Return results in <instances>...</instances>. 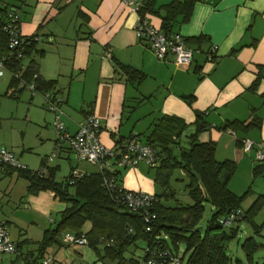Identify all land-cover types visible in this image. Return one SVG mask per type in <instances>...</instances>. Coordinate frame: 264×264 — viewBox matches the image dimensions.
<instances>
[{
	"label": "crops",
	"instance_id": "0c3cea01",
	"mask_svg": "<svg viewBox=\"0 0 264 264\" xmlns=\"http://www.w3.org/2000/svg\"><path fill=\"white\" fill-rule=\"evenodd\" d=\"M171 1L154 0L155 9ZM17 3L0 0V18L4 20L9 11L18 9L20 35L37 39L22 58L20 72L31 66L40 80L54 82L55 88L49 92L61 100L60 121L66 133L74 134L88 115H94L102 124L100 142L116 149V141L143 132L140 125L143 119L152 118L151 125L157 117L169 115L190 125L195 121L194 111H198L204 114L207 124L198 141L214 144L217 161L232 160L239 153L237 167L240 164L245 183L256 178L252 174L257 164L254 150L243 153L238 151L236 143L250 139L256 147L264 148V0H194L188 19L181 21L178 17L172 27V32L188 40V46L195 50L186 69L177 67L170 56L165 61L156 59L136 36V14L120 0H19ZM146 17L153 27H161L159 17ZM211 47L215 50L213 59L208 61L206 55ZM119 64L141 71L145 78L139 83L129 82ZM6 70L4 74L9 78L4 82L0 79V88L7 87L4 96L19 100L26 90L23 80L11 85L13 73ZM258 77L256 88L251 90ZM29 97L34 100L25 104L22 113H10L21 140L7 148L8 140L0 134V146L10 150L30 171L56 169L54 179L58 183L67 180L73 171L98 173L99 166L82 167L86 162L79 161L66 142H60L59 149H55L58 137L53 126L54 113L45 110L40 95L30 93ZM184 97L192 98L191 107ZM232 121L251 123V126L247 132L220 129ZM42 125L45 130L35 146L28 136L32 127ZM62 169L65 179L59 181L56 175ZM4 174L0 170V176ZM263 176L264 173L258 177ZM248 189L251 192V187ZM26 200L24 209L32 207L42 216L50 215L54 208L61 210L49 192L28 195ZM55 222L53 219L40 225L32 222L38 232L36 243ZM262 224L260 235L264 236ZM23 234L20 232L19 236ZM30 236L26 233L20 242L10 240L27 245ZM68 246L61 248L70 261L59 256L61 249L57 246L58 250L48 248L44 258H51L49 264L57 262L55 259L58 264H87L84 255L73 249L82 258L76 261ZM18 250L19 259H11L9 264L14 261L24 264L25 257L35 255L31 251L22 253L20 245Z\"/></svg>",
	"mask_w": 264,
	"mask_h": 264
},
{
	"label": "trees",
	"instance_id": "16d2710c",
	"mask_svg": "<svg viewBox=\"0 0 264 264\" xmlns=\"http://www.w3.org/2000/svg\"><path fill=\"white\" fill-rule=\"evenodd\" d=\"M193 4L194 0H173L169 4L155 9L154 0H144L138 13L141 17L147 15L159 17L161 20L159 29L173 33V23L177 22L178 17H181V21H186L190 16ZM162 11L164 15L160 14ZM5 19L0 18V60L6 57L7 69L16 74L20 72L22 59H15V56L7 57L9 54L8 36L2 31ZM34 43L32 42L24 50V55L29 53ZM118 66L131 83H139L145 78V75L139 70L122 64ZM34 74L38 75L29 66L25 68L19 78H15L13 75L11 85L15 86L19 80L31 82ZM34 82L39 93L49 92L55 88L53 81L45 82L40 80L39 76ZM258 82L259 77L252 83L251 90L256 88ZM183 100L189 107L192 106L191 97H184ZM194 113L195 121L190 124L194 130L186 135L187 147H180L179 140L190 125L178 117L169 115L157 117L147 132L116 141L115 152L120 151L131 138H137L143 144L150 146L158 158L156 164L151 167L156 168L157 177L162 180L165 186L173 169H181L188 178L186 189L193 203L176 202L174 206H166L161 203V197H172L171 193L153 195V204L149 208V214L152 216L150 224L144 221L142 214L130 213L116 205L114 197L109 195L102 186L103 178L112 174L116 184L118 183L117 187H122L119 183L120 171L118 169L109 171L103 168L98 173L86 174L74 182L70 181L69 176L61 183L54 179L56 170L54 168H48L41 174L39 170L30 171L27 168L26 170L2 169L8 175L17 173V176L26 179L28 195L49 192L58 202L65 204L60 220L53 228L43 233L42 239L37 243L36 254L25 257L24 264H41L45 251L50 246L71 245L62 242L64 233H71L76 239H85V246L91 248L98 256H100L99 246H102L103 256L116 262L115 264H141L145 259L146 249L155 244L161 245L178 256L177 252L168 248L165 241L159 237L160 234L170 237L176 249L179 244L184 247L183 254H188L186 264H232L227 254V243L229 239L236 236L238 227H233V224L238 222L247 223L253 231L252 236L247 237L241 245L247 262L252 264L254 252L259 247H264L256 240L257 237H260L263 224L257 225L254 222L255 215L264 206V195H258L247 210L244 211L241 208V203L248 197L250 190L248 189L238 196L228 187L236 172L240 155L237 153L233 160L217 161L214 157V144L198 141V135L207 129L204 114L198 111H194ZM250 126L251 123L232 121L223 124L220 129L222 131L242 130L247 132ZM243 140H238L236 143L238 151L242 148ZM175 146H178L179 155L173 153ZM262 173H264V163H257L252 169L253 177H258ZM122 189L124 188L122 187ZM204 203H209L212 206L213 213L203 232H200L197 225L204 211ZM230 216H233L231 221L224 224L223 222L228 221ZM5 223L8 225L7 222ZM86 223H89V230L83 232L82 228ZM147 227L150 231H146ZM139 238L146 242L142 258L136 260L132 257H125L124 253L128 247ZM15 245L17 253H19L20 244ZM17 258L19 259V257ZM12 264H16V261ZM235 264L243 263L236 260Z\"/></svg>",
	"mask_w": 264,
	"mask_h": 264
},
{
	"label": "built area",
	"instance_id": "2783aa9c",
	"mask_svg": "<svg viewBox=\"0 0 264 264\" xmlns=\"http://www.w3.org/2000/svg\"><path fill=\"white\" fill-rule=\"evenodd\" d=\"M127 6L131 12L136 14V22L134 31L137 38L143 41L147 48L153 53L159 61H165L170 56L172 62L181 68H187L192 62L195 50L190 48L186 40L177 33H167L158 28L153 27L146 17L139 15V10L142 7V1L139 0H120ZM20 12L18 9H12L7 13L5 22L2 26V31L8 36V58L15 56V59H22L24 57V50L35 42L37 39L23 38L20 35ZM214 47H211L206 57L210 61L213 59ZM6 57L0 60V79L4 71L7 69L5 65ZM15 78H19L21 72L13 74ZM38 75L34 74L31 82H24L23 86L33 96L39 93L36 89L34 80ZM43 97V103L49 111L54 112L53 126L55 128L58 140L55 149L58 150L60 142H66L69 149L75 154L79 161L90 163L99 166L101 169L114 171L122 168H135L139 164L144 163L148 166H154L158 160L155 151L148 145L143 144L137 138L128 140L122 149L115 152L114 149L105 147L99 139V134L102 130V124L94 115H88L83 123L79 126L77 131L70 135L64 131L63 125L60 121L61 111L59 104L61 102L51 92L40 93ZM243 153H249L254 150V161L256 163H264V148L256 147L250 139H244L242 142ZM4 168H12L16 170H26L13 155V153L0 146V170ZM45 172V171H40ZM86 174H81L73 171L70 175V181L74 182L83 178ZM118 184V183H117ZM114 176H106L103 178L102 186L107 193L114 197L116 205L121 206L130 213H139L143 215L144 221L150 224L152 216L149 214V208L153 204V196L143 192L126 191L122 187H117ZM238 213V212H237ZM234 216V215H233ZM233 216H230L229 223ZM146 231H150L147 227ZM62 242L65 244H80L85 245L86 240L83 238L76 239L69 234H63ZM17 253L15 243L10 240L8 227L5 222H0V263L4 255H13ZM145 259L141 264H181V258L175 256L170 251L164 249L161 245L155 244L151 248H147ZM50 258H44L41 264H49Z\"/></svg>",
	"mask_w": 264,
	"mask_h": 264
},
{
	"label": "rangeland",
	"instance_id": "374dc122",
	"mask_svg": "<svg viewBox=\"0 0 264 264\" xmlns=\"http://www.w3.org/2000/svg\"><path fill=\"white\" fill-rule=\"evenodd\" d=\"M4 1L13 3V5H17L18 4L17 2H19V0H4ZM6 71L7 70H5L4 72ZM3 76L4 77L1 78L2 82L7 81L9 75L4 74ZM6 88L7 87H4L3 89L0 88V122H1L0 134L3 136V138H6L8 140L9 145H6L5 147L10 148L13 143H16L18 142V140L19 141L21 140L18 131L14 130L15 123L14 120L10 118V115H12L10 113L13 111L14 113H19V114L22 113L26 109L25 104L32 103L34 99L30 100L29 97L30 93H28L27 90H24L21 93L19 100L10 99L9 97L4 96V92ZM37 95L41 96L43 102L42 95L36 93V96ZM45 110L49 111L47 109ZM151 120L152 118H149L147 121L143 119L140 122L143 132H145L148 129L147 127H149ZM18 124H20V120L18 121V123H16V126ZM43 127L44 125L32 127L33 130L28 136L31 143L35 146L37 143H39L38 141L39 135H42L44 133L43 131L45 130V128ZM193 130L194 129L192 126L188 127L186 131L182 134L179 140L180 147H187L186 135L192 133ZM25 140L26 139L24 138V141ZM173 153L175 155H179L178 146H175ZM81 165L82 167L91 166L95 168V165H92L90 163H82ZM118 170L120 171L119 183L122 186L124 185L123 188L127 191L143 192L150 196L164 195L165 193L167 194L171 193L172 197H168V198H166L165 196L161 197V203L166 206H174L176 202L183 204L193 203L186 189L188 178L181 169H173L172 173L168 178V183L166 186L162 183V180L160 178L158 179L156 168L150 167L144 163L139 164L135 168H122ZM61 171L63 172L60 173L59 171L58 174L56 175V179H58L59 181H63V179H65L63 176L64 169H62ZM27 185H28V181L26 179L17 176V173H12L11 175L4 174L0 176V222L8 223L7 227H8L9 237L11 238V240L15 242L17 241L20 242L21 240H23L26 237V233L32 235L30 236L31 239L29 240L30 243H28L27 245H23V243H20V247L22 253L26 251H31L32 253L36 254L38 248L36 241L38 240V238L35 237H37L36 235L38 234V232L36 231L34 224L38 223L40 225L42 224L41 222L44 223L45 221L48 223L49 219H53L56 222L52 224V226L53 225L55 226L56 223L60 220L61 212L65 208V204L56 201L60 205L61 210L57 211L56 208H54L50 215H45V216H42V213L39 210L34 209L32 207L28 209H24L27 202L26 197L28 196ZM228 187L231 192H233L238 196L245 193L248 187H251V192L249 193L248 197L245 198L244 201L241 203V208L245 211L250 207L252 202L256 199V195L258 193L261 194L264 193V179L262 177L249 178V182L248 184H246L244 180V175L240 168V164H238L237 170L234 173L233 177L231 178ZM70 192H72V190H70ZM254 193L257 194L255 195ZM212 213H213L212 206L209 203H204V211L197 225L198 228L200 229V232H203V230L205 229L207 221L211 217ZM32 222L34 224H32ZM254 222L257 225L258 224L260 225L264 222V206L257 213V215H255ZM233 227H238V230L236 232V236L229 239L227 243V254L231 259L232 264H235L236 260L241 261L243 264H250L249 262H247L246 256L242 251L241 245L247 237L252 236L253 231L250 228V226H248L247 223L245 222L234 223ZM88 230H89V223H86L83 226L82 231L86 232ZM226 230H228V228H226ZM20 232H23L24 234L22 236H19ZM159 237L163 241H165V243L167 244L168 248L171 251L178 253L177 254L178 257L182 258L181 264H186L188 259V254H183L184 247L181 244H179L178 249H176L171 238L165 234H160ZM256 240L264 245V236L260 235V237H257ZM55 246L53 247L50 246V247H52L54 250H58V248H60L61 253L59 256L63 257L64 259L67 258V261H70V259L68 258L65 252V249H62L59 246H57L58 247L57 248ZM99 247H100L99 248L100 256H98L88 246L85 245L83 246L80 244L70 245L68 246L69 248L68 250L74 255L76 261L78 260L81 261L82 258L76 256V254L73 253V249H77L79 253H82L84 255V261L87 264H115L116 262H113L109 258L103 256V248L102 246ZM145 247H146V242L143 239L139 238L135 241L134 244H131L128 247V249L124 253V256L132 257L136 260H140L143 256V251ZM18 255H19L18 253L11 256L4 255L3 264H9V261L11 259H15L16 257H19ZM55 261L57 262H54L53 264L59 263L57 259H55ZM263 262H264V247H259L254 252L252 264H263Z\"/></svg>",
	"mask_w": 264,
	"mask_h": 264
}]
</instances>
